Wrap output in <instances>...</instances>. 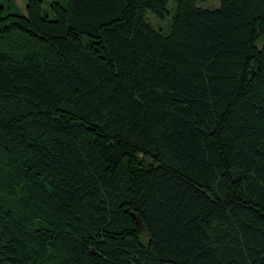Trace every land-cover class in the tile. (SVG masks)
I'll return each mask as SVG.
<instances>
[{
  "label": "trees",
  "instance_id": "16d2710c",
  "mask_svg": "<svg viewBox=\"0 0 264 264\" xmlns=\"http://www.w3.org/2000/svg\"><path fill=\"white\" fill-rule=\"evenodd\" d=\"M204 1L0 0V264H264V0Z\"/></svg>",
  "mask_w": 264,
  "mask_h": 264
},
{
  "label": "rangeland",
  "instance_id": "374dc122",
  "mask_svg": "<svg viewBox=\"0 0 264 264\" xmlns=\"http://www.w3.org/2000/svg\"><path fill=\"white\" fill-rule=\"evenodd\" d=\"M14 1H15V5L18 7V9H20V10L24 9L25 0H14ZM43 1L45 4L49 2V0H43ZM58 1L62 2V0H58ZM198 5L200 7H203V8L216 9L220 6V0H206L204 2H199ZM169 11H170V16H171L172 11H173L172 3H170V5H169ZM170 16L165 17L164 20H160V19L154 17L153 15L148 14V19L156 29H159L163 32H167V30L170 26V21H171Z\"/></svg>",
  "mask_w": 264,
  "mask_h": 264
}]
</instances>
